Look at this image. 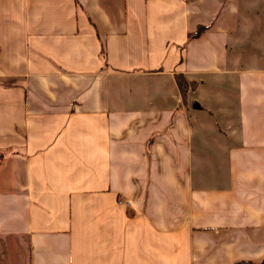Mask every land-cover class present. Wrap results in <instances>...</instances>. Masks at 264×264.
Listing matches in <instances>:
<instances>
[{"label":"crops","instance_id":"crops-1","mask_svg":"<svg viewBox=\"0 0 264 264\" xmlns=\"http://www.w3.org/2000/svg\"><path fill=\"white\" fill-rule=\"evenodd\" d=\"M239 262L264 264V0H0V264Z\"/></svg>","mask_w":264,"mask_h":264},{"label":"trees","instance_id":"trees-1","mask_svg":"<svg viewBox=\"0 0 264 264\" xmlns=\"http://www.w3.org/2000/svg\"><path fill=\"white\" fill-rule=\"evenodd\" d=\"M179 86L181 87V90H182V94L184 95L185 94V90H184V88H185V85L183 84V83H181L180 84V82H179ZM237 264H251V263H249V262H239V263H237ZM253 264V263H252Z\"/></svg>","mask_w":264,"mask_h":264},{"label":"rangeland","instance_id":"rangeland-1","mask_svg":"<svg viewBox=\"0 0 264 264\" xmlns=\"http://www.w3.org/2000/svg\"><path fill=\"white\" fill-rule=\"evenodd\" d=\"M206 124H208V121L206 122ZM193 148H194V151L193 152L196 153L197 152L196 146L193 145ZM257 264H263V263L261 262V263H257Z\"/></svg>","mask_w":264,"mask_h":264}]
</instances>
